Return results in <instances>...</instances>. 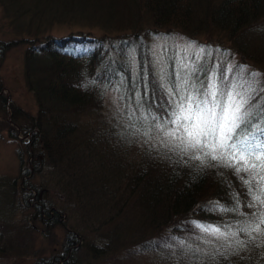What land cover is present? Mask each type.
<instances>
[{
  "label": "trees",
  "instance_id": "1",
  "mask_svg": "<svg viewBox=\"0 0 264 264\" xmlns=\"http://www.w3.org/2000/svg\"><path fill=\"white\" fill-rule=\"evenodd\" d=\"M5 2L16 14L9 17L13 30L21 34L0 40V64L10 47L28 42L24 74L37 111L29 114L0 94L2 110L9 111L20 128L7 125L9 137L17 143L19 167L17 176L0 177L5 187L0 186V201L4 207L32 212L27 222L18 224L13 215L0 216V258L9 264H23L25 258L30 264H264V235L252 232L253 240L239 231L255 222L254 214L262 206L250 205L264 181L195 150L182 152L161 143L165 127H175L170 114L178 96L169 91L176 77L174 55L165 63L161 80L149 47L154 37L194 41L192 35H206V54L192 63V71L187 70L188 83L203 92L210 80L221 88L240 79L252 82L246 127L257 125L253 130H260L264 128V0H0ZM22 15L23 23L17 25ZM55 20L76 22L79 27L57 35L50 31ZM214 33L220 45L213 42ZM224 41H231L234 48L222 47ZM227 51H238L242 58L229 70L225 62L215 69L217 53ZM209 64L212 69L205 75ZM17 131L32 135L19 140ZM99 135L100 140L117 138L111 145L116 165L112 180L94 181L85 172L91 162L86 151L90 143L101 145ZM139 141L142 145L133 148ZM130 148L142 155L132 159L127 154ZM80 158L83 161L77 162ZM46 175L67 180L65 195L81 197L78 219L86 226L80 221L61 223L57 211L54 217L48 214L45 192L52 181L47 178L48 188L34 184ZM32 189L38 192L35 197ZM128 200L130 208L124 206ZM44 213L49 219L42 218ZM40 222L43 228L64 229L60 256L50 255L57 250L52 245L42 244L34 253L14 246V238L26 247L33 236L42 242ZM201 226L219 228L227 238L204 232ZM232 232L237 235L232 237ZM235 240L244 243L238 246ZM63 249H70V254Z\"/></svg>",
  "mask_w": 264,
  "mask_h": 264
},
{
  "label": "rangeland",
  "instance_id": "2",
  "mask_svg": "<svg viewBox=\"0 0 264 264\" xmlns=\"http://www.w3.org/2000/svg\"><path fill=\"white\" fill-rule=\"evenodd\" d=\"M9 2L0 3V40L9 41V39L15 38V36H20L19 31L13 30V24L10 22V16L16 15L15 12H12V7L9 9L7 6H9ZM22 9H25V7H21ZM29 18V17H28ZM27 19V18H25ZM28 20V19H27ZM30 20H33L32 17H30ZM36 21V20H33ZM20 22L23 23V15L18 18L16 24L19 25ZM38 22V21H37ZM79 27V25L76 22H72L71 24H65L61 23L60 20H55L50 25V31L57 34V35H63L69 32L70 30H75ZM194 41H188L185 38L178 36L177 38H168L165 36H159L151 38L149 41V47L151 50L152 55V61L156 68V72L158 77H161V80H163V76L161 74V71L165 69V63L168 61L170 54L174 55V68H175V79L174 81L169 84V88H171V92H177L176 85L178 83H182L185 79H187V76L190 74L189 71H192L194 68V65L192 64L194 61L198 60L200 61L204 55L206 54V45L205 43L207 36L203 34H195L192 35ZM224 38H226L225 35H221ZM213 42H218V45H220V41L217 38V34H213ZM229 45L230 47H233L231 44V41H224V44H221L222 47L226 48V46ZM28 42L23 41L20 42L17 45H14L13 47H10L3 55L1 64H0V78L2 79V88L0 89V94L6 95L8 98H10L17 106H19L23 111L29 113V114H35L37 111V101L35 98V95L33 91L28 87L25 79L24 74V54L26 49L28 48ZM209 51L207 52L210 54L212 50V46L209 45ZM234 48V47H233ZM235 52H224V53H217L216 59H215V69L219 67L220 62L226 63V69L229 70L230 67H232L236 61V59L239 57L242 58L241 54L236 51ZM212 67L211 65H207L206 67V74H209ZM161 74V76H160ZM212 83V80H210ZM207 87V86H206ZM7 125H11L13 127H18V125H15L12 121V115L9 113V111L5 112V110H2V107L0 106V177H15L17 176V171L19 167V160L16 155V142H13L12 139L9 137L7 130L9 129ZM16 132L17 128H13ZM20 129V128H19ZM264 129V128H261ZM35 132V131H34ZM32 133H29L28 135H24L21 131H17V138L19 140H25L28 137H31ZM100 140V135L98 137ZM117 141V138L115 136H109L106 140H100L99 142H102L101 145L97 147L95 143H90V148H88V154L90 155V163H89V169L85 172H87V177L92 178L95 180H105L113 178L112 171H115L116 165L114 162V152L111 148L112 142ZM142 145V141L137 142L133 148L140 147ZM96 146V147H94ZM109 147V148H108ZM130 148L129 157H132V159H138L141 153H135V149ZM83 161V159H79L77 162ZM27 162L32 165V158L27 157ZM76 167L82 168V170H79V172L84 171L83 167L81 165H76ZM91 172V174H89ZM118 177V176H117ZM50 178L52 181V187L48 188V179ZM119 178V177H118ZM116 178V180H118ZM122 179L125 183L127 180L124 178ZM43 181V183H41ZM35 185L41 186V184H45L48 189L46 193V199L48 201V205H50V210L48 211V214L51 217H54V211H57L60 217L61 223H68L72 224L74 222L80 221L78 219V214L80 213V207L77 205V200L81 199V197H73L71 195H65L66 191L65 188H68V181L63 179L62 177L59 179L56 176L53 178V176H48L40 178L37 177L35 179ZM3 188L4 185H0ZM3 193V191H0ZM32 193V197H35V195L38 193L36 190L32 189L30 190ZM59 192H62V196H59ZM96 193V192H95ZM83 197V193L81 194ZM100 199H107L108 197L106 195H99ZM100 203V202H99ZM0 216L4 219L9 218L11 215H13V221L18 224L19 221L27 222L26 217L29 216V218L32 216V212L29 211V208H22L18 206H11V208L4 207L6 206L5 203L0 201ZM132 205V202L129 200L124 203L125 207L130 208ZM105 210H107V207H102ZM47 211V210H46ZM137 211V209H136ZM108 216V214H107ZM42 218L49 219L48 215L46 213L42 214ZM109 218V216H108ZM112 219V218H110ZM81 223V221H80ZM39 226V229L41 231V237L43 239L42 242L36 240L34 236L30 239L28 246L19 239L16 240L14 238V234L8 235V237H12L14 239H11L14 242V246L20 244L25 248V253H34L37 251L38 247L43 245H52L51 247H54L55 251H53L50 255L53 257H57L61 255L62 247L58 248L60 243L62 242L65 232L64 229L61 226H55V227H44V224L42 222L37 223ZM81 225L86 226L85 224L81 223ZM89 237L92 238L90 233H86ZM52 233H55L52 234ZM47 234H50V236H46ZM55 243L53 244L52 242ZM11 255L14 258H17L18 254L17 252L11 247L10 249ZM64 253L70 254V249H63ZM35 259V256H33ZM30 259L25 258L23 264H30ZM0 264H9V262L2 260L0 258ZM21 264V263H19Z\"/></svg>",
  "mask_w": 264,
  "mask_h": 264
},
{
  "label": "snow or ice",
  "instance_id": "3",
  "mask_svg": "<svg viewBox=\"0 0 264 264\" xmlns=\"http://www.w3.org/2000/svg\"><path fill=\"white\" fill-rule=\"evenodd\" d=\"M250 75L255 78L256 73ZM176 88L178 91L171 95L178 96V99L173 100L170 114V123L175 127L171 130L165 127L163 131L166 139H162L161 143L182 152L195 150L206 158L233 167L237 173L248 172L250 176L254 174L253 178L259 176L264 181V129L254 131L257 125L246 127V106L254 91L253 83L240 79L221 88L213 81L201 92L195 84H189L185 79ZM245 183L251 185L252 181L247 180ZM253 200L255 203L250 206L259 204L262 208L254 214L255 222L246 223L239 231L255 240L252 232L264 235L261 227L264 226V186H260L258 192L253 194ZM201 227L204 232L227 238L219 228ZM229 235L235 237L237 233ZM234 243L242 246L244 242L235 240Z\"/></svg>",
  "mask_w": 264,
  "mask_h": 264
}]
</instances>
